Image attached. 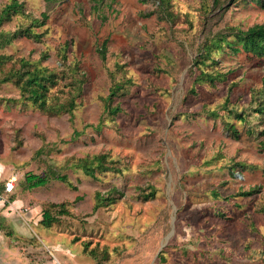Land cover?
Segmentation results:
<instances>
[{
	"label": "rangeland",
	"instance_id": "1",
	"mask_svg": "<svg viewBox=\"0 0 264 264\" xmlns=\"http://www.w3.org/2000/svg\"><path fill=\"white\" fill-rule=\"evenodd\" d=\"M14 1L0 28L32 25L42 36L17 37L0 55L59 67L71 87L78 70L83 87L72 121L0 101V264H264V115L255 112L264 55L227 43L234 30L264 24V2L0 0V11ZM196 59L225 79L194 84ZM121 81L120 111L102 114ZM67 91L50 96L63 101ZM9 97L15 86L1 84ZM98 154L113 167L93 178L74 163ZM50 171L72 186L23 187L26 173ZM96 194L110 199L94 210ZM49 202L69 213L44 227Z\"/></svg>",
	"mask_w": 264,
	"mask_h": 264
},
{
	"label": "trees",
	"instance_id": "2",
	"mask_svg": "<svg viewBox=\"0 0 264 264\" xmlns=\"http://www.w3.org/2000/svg\"><path fill=\"white\" fill-rule=\"evenodd\" d=\"M262 1L264 2V0ZM161 3L163 4L165 1L161 0ZM18 6L19 5L17 2L14 1L0 11V25L4 18L9 14L8 11H14V8H17ZM44 17L46 16L43 14V18ZM31 26L18 27L11 31H5L0 28V47L8 45L13 39L20 36L34 40H40L42 34L32 30ZM232 36L234 41L232 42L227 40V43L232 47V49H234V51L242 50L247 53L264 55V24H254L248 27L246 30L236 29L234 30ZM220 39L226 42L224 37H221ZM234 42L240 43V47L232 46V43ZM99 53L102 59H104V42L102 45H100ZM207 53H209V48H207V46L200 50L201 57ZM201 61L196 59L191 66V69L196 67V73H194L192 80L194 84L208 82L210 85H215L216 81L225 79V75L220 74L219 72L211 74L201 69L199 66ZM77 72L78 70H76V74L74 73L73 75L71 80L73 87H71L67 82H65L66 78H61L62 74H59V67L57 69H51L37 61H31L26 58L13 59L9 55H0V88L1 84L8 82L12 83L18 92L17 98H0V101L18 102L25 106L29 105L49 115L66 113L68 114L70 121H72L74 116L73 111L76 107L77 99L79 98L83 87V78L82 76L78 75ZM58 85H61L63 89H68L66 92V97L63 101H58L56 94L50 96L51 89ZM124 88L125 84L123 81L114 82L109 87V91L106 96L107 102L104 104L102 114L107 112L109 115H116L120 111L118 103L113 104V101L118 93L124 94ZM191 91H195L194 88H191ZM255 112L263 116L264 103L259 104L255 109ZM236 116L240 120L244 119L243 114H236ZM99 123L100 121L94 125L96 129L100 128ZM262 133L264 134V128ZM104 155L105 154H98L92 158L93 160L97 161L96 164H94L93 160L89 159V156L78 159L74 163L83 171L84 174L93 178L95 177L96 169H98V171H102L103 169L113 167V165L111 166L112 162L110 160H105ZM51 179L68 183V185L72 186L71 183H69L66 174L50 171L48 173L42 174L26 173L23 178V187L25 189H32L44 186ZM251 193V189L248 191L239 192L240 195H250ZM95 196L96 201L93 206L94 210L98 209L110 199L109 197L106 198L101 194H96ZM68 213L69 212L67 211L66 204L64 202H49L42 210L39 223L44 227H50L53 223H59L61 220L60 217Z\"/></svg>",
	"mask_w": 264,
	"mask_h": 264
},
{
	"label": "built area",
	"instance_id": "3",
	"mask_svg": "<svg viewBox=\"0 0 264 264\" xmlns=\"http://www.w3.org/2000/svg\"><path fill=\"white\" fill-rule=\"evenodd\" d=\"M13 189H14V180L13 179L6 180L3 184L2 191L4 193H10L13 191ZM55 264H63V263H61L58 260H55Z\"/></svg>",
	"mask_w": 264,
	"mask_h": 264
},
{
	"label": "crops",
	"instance_id": "4",
	"mask_svg": "<svg viewBox=\"0 0 264 264\" xmlns=\"http://www.w3.org/2000/svg\"><path fill=\"white\" fill-rule=\"evenodd\" d=\"M7 194V193H6ZM19 202V197H16L15 199H13L12 201V205L14 206L15 203H18Z\"/></svg>",
	"mask_w": 264,
	"mask_h": 264
}]
</instances>
